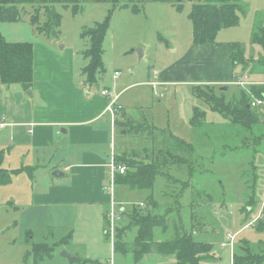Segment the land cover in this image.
I'll return each mask as SVG.
<instances>
[{"label": "rangeland", "instance_id": "374dc122", "mask_svg": "<svg viewBox=\"0 0 264 264\" xmlns=\"http://www.w3.org/2000/svg\"><path fill=\"white\" fill-rule=\"evenodd\" d=\"M239 4L243 12L239 13L238 24L221 30L214 44V47L226 50L238 43L245 49L248 66L237 67L233 71L235 78L232 77L228 84L215 85L216 89L227 86V100L238 92L234 84L244 76L247 77L244 86L250 83L264 84V69L258 65L259 58L264 54L263 49L251 43L253 33L264 30V0H239ZM133 5L138 12L132 11L131 5L129 8H112L111 3L84 2L80 12L73 15L70 7L56 4L54 8L61 15L58 38L35 33L29 24L30 14L21 13L20 21L16 23L0 24V33L6 41L32 44L38 82L35 85L37 90L29 92L34 100L46 101L48 110L55 113L93 108L102 110L109 103L100 96L103 90H109L117 103L116 113L112 117L107 112L100 118V122H111L112 118L117 136L106 161L101 190L107 195V205L102 216L81 211L78 204L42 206L33 203V193L44 192V180L49 179L51 173L48 174L45 167L28 171L27 156L22 152H14L10 160L8 153L0 155V174L5 168L12 175L9 184L0 185V264H89L84 260L90 259L88 255L91 254L94 256L91 259H98L100 263L108 262L111 258V264L131 263V260L132 264H175L173 256L142 254L134 262L132 255L113 253L114 238L129 241L136 237V230H133L125 238L128 232L124 229L128 228L124 226L123 215L129 213L134 205L145 209L143 201L152 197V188L116 186L115 156L151 147L150 141L140 136L120 137L114 125L117 120L123 119L142 127L146 124L168 130L189 144L198 158L191 168H200V171L192 180L186 174L177 172L178 168L185 167L171 165L178 163L175 158H160L158 162L166 168L158 170L165 173L167 169L170 175H164V182L175 185L187 181L189 187L178 196L168 191L164 182L156 180L153 195L158 205L154 204L150 212L155 215L171 213L168 228L172 227L174 221L180 229L179 221L186 229L193 224L197 231L194 239L212 246V256L221 258L218 264H231L233 252L245 260L256 259L264 264V230H257V226L245 227L243 217L246 213L241 209L248 199L252 200V208L246 207V211H250L249 219L257 220L264 208V140L259 149L240 154V145L249 142V133H244L241 126L225 122L219 113L209 111L193 98L191 87L194 83L213 78L215 70L220 67L198 63L202 57L200 54L206 55L202 59L204 62L212 53H203L192 45L191 22L188 19L191 3L188 0H136ZM109 12L111 15L102 54L105 70L97 76L96 84L89 87L82 74L86 65L82 53L87 42L80 35L86 28L103 22ZM138 49L142 50L140 58L136 52ZM218 56L216 54L214 58ZM222 58L231 65L230 57ZM172 71L171 76L178 75L179 78L175 79L174 84L149 83L156 82L160 73L165 75ZM115 72L119 75L113 79ZM195 106L202 107L206 116L205 121L197 118L196 127L192 128L189 121ZM258 113L264 115V106L258 108ZM245 128L248 129L246 125ZM261 128L260 125L252 130L258 136ZM150 156L143 154L130 158L140 165L138 162L148 164L146 158ZM123 167V173H119L122 177L127 171ZM130 171L134 170L131 168ZM34 174L35 177H30ZM178 176L182 181L177 180ZM110 178L113 181L109 184ZM108 185L111 186L109 194L104 190ZM209 195L213 197L212 202L208 201ZM166 198L167 202L164 201ZM257 201L259 203L255 207ZM167 233H164V237ZM227 234L234 237L232 244L226 241ZM223 242L227 246L221 249L219 245ZM43 249L47 253L52 252V256L46 257L41 253ZM63 255L76 260L63 259Z\"/></svg>", "mask_w": 264, "mask_h": 264}, {"label": "trees", "instance_id": "16d2710c", "mask_svg": "<svg viewBox=\"0 0 264 264\" xmlns=\"http://www.w3.org/2000/svg\"><path fill=\"white\" fill-rule=\"evenodd\" d=\"M134 1L136 0H0V24L16 23L20 21L21 13L30 14L29 24L35 33L47 38H58L60 34L59 29L61 28V15L54 8L56 4H61L65 8L70 7L73 15H76L80 12L81 4L84 2L111 3L112 8L117 6L129 8L131 5L132 11L138 12L136 6L133 5ZM146 1L158 2L160 0ZM162 1L167 2L169 0ZM188 1L191 3L188 19L191 22L192 45L196 49L214 44L217 34L223 29L235 27L239 21V13L243 12L239 0ZM110 15L111 12L107 14L103 22L86 28L80 35V38L87 42L86 49L82 53V57L86 61V65L82 69V74L85 76L86 84L89 86L95 85L97 76L104 73L105 70L102 61L103 42L109 27ZM251 43L260 46L264 53V30L253 33ZM231 47L230 59L232 70L235 72V69L239 66L247 67L248 64L244 57V47L238 43L232 44ZM33 55V46L31 43L8 42L0 33L1 84L6 87L18 86L23 92L31 90L34 75ZM258 65L264 69V54L259 58ZM234 85L238 88V92L233 94L228 100L226 99V91L220 90L222 87L216 89L215 86L211 85H193L191 87V94L198 103L206 107L209 111L219 113L225 122L229 121L232 125L241 126L240 128L244 133H249V142L245 145H240L242 149L240 154H245V151L259 149L262 146V140H264V115L260 116L258 113V108L264 106V84L250 83L245 86ZM257 100H260L262 104L252 107L251 103ZM205 116V110L202 107L195 106L189 125L192 128L196 127V119L200 118L205 121ZM245 125L248 129L245 128ZM260 125L263 128H261L257 136L252 128ZM114 126L117 132L119 131L120 137H128L131 135L140 136V138L148 139L151 143V147L148 150L130 151L115 156V162L117 164L115 171L118 170V167L122 168L125 166L127 168L124 177L116 172V186L131 185V188L135 186L138 189H144V187L147 189L152 188V192L150 193L152 197H150V200L143 201L146 204L145 209L133 203L134 206L131 207L129 213L127 212L123 215L124 226L128 228L124 229L128 232L125 238L127 239L133 230H136V237H133L129 241L114 238L113 253L132 255L134 262L136 258H141L142 254H156L164 257L173 256L175 258V264H207L209 262L217 264L220 258L212 256V246L206 242L194 239V234L197 231L194 229L193 224L186 229L179 221L182 226L180 229L176 225L177 222L174 221L172 227L168 228V216L171 213L165 212L160 215H155L150 212L154 204L158 205L155 199L156 197L153 195L154 182L157 180L163 183L164 175L167 174L170 176L169 170L166 169V172L164 171L165 173L158 170L160 168H166L161 162H158L160 158H175L178 163H172L171 165L185 167L183 169L178 168L177 172L186 174L185 176L189 180H192L198 176L197 173L200 171V168L197 170L191 168L192 164L198 160L195 150L189 144L178 139L179 137L170 134L166 129L159 130L146 124L142 127L133 124L129 120H126V122L117 120ZM175 142L179 144L176 145ZM174 151L176 152L172 156L171 153ZM143 154H151L149 158H146L148 164L138 162L140 164L138 165L136 164L137 161L130 158ZM131 168L134 170L133 172L130 171ZM6 175L8 176L4 172L0 174L2 179L0 185L8 182ZM177 180L179 181L181 178L178 176ZM186 183L187 181H182L175 185L165 183L166 185L164 186L168 191L179 196L187 191L189 186ZM164 201L167 202L168 199L166 198ZM208 201L212 202L213 197L209 195ZM258 203L259 201L255 202V207ZM177 204H179L178 201ZM250 204H254V202L248 199L241 207L244 213H246L243 217V222H246L244 226H257V230L261 229L259 231H262L264 230V225L259 226V224H264V218H258V221L255 218L249 219L250 211L246 210H248L247 208ZM261 212L264 215V208H262ZM105 224L107 225V223ZM107 230H105V235L107 234ZM157 231H159V237L156 235L158 233ZM167 231L168 233L164 237V233ZM238 248L241 249L240 247ZM46 251L43 249L41 253L45 254L46 257H51L52 252L47 253ZM261 262L256 259L245 260L243 257L237 255L236 252L232 255V264H261Z\"/></svg>", "mask_w": 264, "mask_h": 264}, {"label": "crops", "instance_id": "0c3cea01", "mask_svg": "<svg viewBox=\"0 0 264 264\" xmlns=\"http://www.w3.org/2000/svg\"><path fill=\"white\" fill-rule=\"evenodd\" d=\"M214 44L200 48L201 52L210 51L213 56L210 55L202 62L206 55L200 54L202 57L198 63L220 68L215 70V75L212 73L213 78L195 82L194 85L215 86L226 82L228 84L234 76L232 66L222 58L230 57L232 47L225 50L223 47H214ZM216 54L219 56L214 58ZM36 73L34 70V84L31 90H37ZM172 73L173 71L165 75L160 73L156 82L149 83L174 84L175 79L179 78L178 75L171 76ZM104 100L107 102L106 98ZM37 101L32 98L31 92H23L18 86L6 87L0 82V155L8 153L10 160L14 152H22L27 156L28 171L34 172L45 167L49 171L48 174L51 173L49 179L44 180V192L33 193V203L42 206L78 204L81 211L102 216V211L107 205V195L101 190L105 179L106 161L117 137L111 122H100V118L107 113V103L102 110L93 108L88 111L83 109L55 113L54 110H48L46 101ZM122 121L126 122V119ZM3 169L4 173L8 174L6 175L8 182L2 185H7L11 182L12 175L9 174L10 170ZM54 171H60L62 175L54 177L52 176ZM30 177H35V174ZM92 257H94L92 254L88 255L90 259L84 260L85 263L112 262L110 258L108 262L100 263L98 259H91ZM98 257L101 255L98 254ZM62 258L75 259L70 256ZM132 262L131 260V263L125 264Z\"/></svg>", "mask_w": 264, "mask_h": 264}, {"label": "built area", "instance_id": "2783aa9c", "mask_svg": "<svg viewBox=\"0 0 264 264\" xmlns=\"http://www.w3.org/2000/svg\"><path fill=\"white\" fill-rule=\"evenodd\" d=\"M118 75H119V73H114L113 79H115V77H117ZM246 78L247 77L244 76L243 79H240V80L236 81L235 84L236 85H239V86H244V84H245L244 79H246ZM100 95L102 97L106 98L109 101V103H107V106H106V112L110 113V115L112 117V115H114V113H116V109H117V103L115 102V99L116 98L111 95V93L109 92V90H103V91H101ZM251 104H252V106L256 107V106H260L262 104V102L260 100H257V101H253ZM111 125L113 126V120H112V118H111ZM113 170H114V168H113ZM123 171H124V167H122V168L118 167V170L117 171H114V172L115 173L116 172L123 173ZM111 180L113 181V178H110L109 184L111 183ZM108 186H106L104 188V190L109 194L110 192H109L108 189L111 190V188H110L111 186H109V188H107ZM112 216L114 217L115 214L113 213ZM258 218H260V219H263L264 218V215H263L262 212L259 213ZM225 239H226V241H228V244H232L233 243V240H234V237L232 235H230V234H227L226 237H225ZM219 246H220L221 249L222 248H225L227 246V243L226 242H223ZM233 253H232V255H233ZM232 255H231V257H232ZM231 264H232V259H231Z\"/></svg>", "mask_w": 264, "mask_h": 264}, {"label": "water", "instance_id": "95a60500", "mask_svg": "<svg viewBox=\"0 0 264 264\" xmlns=\"http://www.w3.org/2000/svg\"><path fill=\"white\" fill-rule=\"evenodd\" d=\"M136 52H137V55H138L139 58L142 57V50H139V49H138ZM220 90H221V91H226V90H227V86L221 88ZM61 175H62V173H60V171H54V172L52 173V176H54V177H60ZM63 257H64V258H68L67 255H63Z\"/></svg>", "mask_w": 264, "mask_h": 264}]
</instances>
